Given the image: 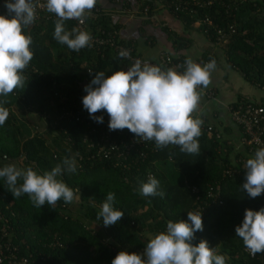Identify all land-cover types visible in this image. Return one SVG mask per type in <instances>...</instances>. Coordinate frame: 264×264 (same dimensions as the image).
Masks as SVG:
<instances>
[{
	"label": "trees",
	"instance_id": "1",
	"mask_svg": "<svg viewBox=\"0 0 264 264\" xmlns=\"http://www.w3.org/2000/svg\"><path fill=\"white\" fill-rule=\"evenodd\" d=\"M135 1L139 12L143 14L146 9L147 17L160 2ZM160 4L186 28L198 23L196 30L211 43L219 44L213 28L203 23L205 19L225 31L228 42L221 48L226 65L245 83L264 91V0H161ZM55 21L42 19L23 30L32 38L29 48L33 58L22 70L23 86L0 97L9 113L0 126V159L15 158L23 168L42 173L64 157L74 156L76 173L64 172L59 179L74 190L78 199L36 207L28 194L13 197L0 179V220H8V239L20 255L44 264H111L119 251L143 253L148 237L164 231L169 220L186 219L188 211H202L203 231L195 233L194 244L206 240L218 254L227 257L226 264L264 263L246 255V247L234 231L245 209L264 207V194L251 198L241 190L244 176H223L227 167L240 165L237 159L242 153L229 157V152L219 150L224 145L201 132L197 138L199 155L182 153L179 146L169 145L149 152L144 160L135 152L92 157L101 144L93 135L96 122L82 112L81 98L86 93L81 83L88 84L95 72L111 74L122 69L121 57L108 47L110 40L133 52L135 49L119 39V25L111 22L97 0L84 20V30L107 40L104 47L70 50L53 38ZM64 25L68 30L76 27L69 20ZM177 43L178 48L184 46ZM177 60L185 61L182 57ZM245 104L264 107V101L238 98L228 108ZM235 127L241 133L240 127ZM123 130L114 138L126 141ZM149 173L159 180L163 198L139 193L140 183L146 182ZM217 186L220 193L215 197ZM210 189L214 190L211 197ZM108 192L115 194L113 206L124 215L116 224L105 227L97 216Z\"/></svg>",
	"mask_w": 264,
	"mask_h": 264
},
{
	"label": "clouds",
	"instance_id": "2",
	"mask_svg": "<svg viewBox=\"0 0 264 264\" xmlns=\"http://www.w3.org/2000/svg\"><path fill=\"white\" fill-rule=\"evenodd\" d=\"M38 2L4 0L6 14H0V97H6L24 84L22 70L32 60L33 52L29 48L32 38L23 30L34 23ZM95 4L96 0H45L47 12L56 16L53 38L76 52L90 46L88 31L79 27L68 30L64 22L75 19L83 24ZM119 55L127 57L129 53L122 50ZM215 67V60L201 65L189 57L184 61V70L177 71L136 59L126 71L95 72L84 86L86 95L81 98L82 107L96 123H103L106 113L110 131L126 128L141 140L154 141L157 149L176 145L182 153L199 155L197 138L201 135L203 120L192 113L197 110L201 96L197 87L209 85ZM3 103L0 100V126L9 115ZM101 111V115H94ZM77 168L74 156L64 157L42 173L32 167L20 169L15 164H7L0 166V179L13 197L28 194L33 205L41 208L46 203L54 206L58 200L66 204L74 200V190L59 177L64 172L75 174ZM244 169L241 190L251 198L264 194V145L246 160ZM138 191L142 196L163 198L165 195L159 180L151 173L146 182L140 183ZM114 200L115 194L108 192L100 207L97 219H102L105 227L116 224L124 215L114 208ZM186 213V219L169 220L164 231L150 235L143 253L119 251L111 264H226V257L217 254L206 240L193 243L195 233L203 231L202 211ZM234 231L251 256L264 253V207L245 209Z\"/></svg>",
	"mask_w": 264,
	"mask_h": 264
},
{
	"label": "crops",
	"instance_id": "3",
	"mask_svg": "<svg viewBox=\"0 0 264 264\" xmlns=\"http://www.w3.org/2000/svg\"><path fill=\"white\" fill-rule=\"evenodd\" d=\"M159 1L152 15L147 17L146 9L143 14L139 12L135 0H97L103 12L110 15L111 22L119 25V39L130 43L135 49V55L143 61L153 63L160 55L184 59L190 57L201 65L211 58L215 60L216 67L207 87L215 89L217 97L215 100H206L201 94L197 110L192 115L199 116L221 130L220 146L224 145L220 147L221 152H229V157H234L236 152L245 154L240 144V132L230 121L228 107L237 102L238 98L261 103L264 101V91L245 83L237 71L226 65L221 46L211 43L199 33L196 30L197 23L186 28L173 14L162 10L161 0ZM175 42L184 46L178 48ZM20 119L25 120L23 115H20ZM9 160L19 163V168L23 169L21 162L15 158L7 157L0 161L4 166V162Z\"/></svg>",
	"mask_w": 264,
	"mask_h": 264
},
{
	"label": "built area",
	"instance_id": "4",
	"mask_svg": "<svg viewBox=\"0 0 264 264\" xmlns=\"http://www.w3.org/2000/svg\"><path fill=\"white\" fill-rule=\"evenodd\" d=\"M214 1V0H213ZM210 3V2H207ZM45 0H39L36 6V18L33 24L39 22L44 19L46 21H52L56 19L55 14L47 12L45 8ZM194 5H198V2H195ZM0 14H6V9L4 7V0H0ZM177 10V8H176ZM69 21L75 22L76 27L84 30V23L79 24V22L75 19H70ZM208 27L213 28L215 33L217 34V43L226 44L228 42V36L225 34V31L215 27L211 21L205 19L203 22ZM198 24V23H197ZM199 25V24H198ZM229 31L233 33L232 28H229ZM104 44H108V41L103 39L102 37L91 35V41L89 47H96L97 49L104 47ZM112 50L119 55L122 50L128 51L129 55L127 57H121L122 69L127 70V67L131 66L136 59H140L135 55V53L131 49H127L123 46L115 45L113 40L109 41V46ZM170 55H160L157 60L152 64L162 66L163 68H174L177 71H183L184 62L177 60ZM143 61L142 59H140ZM86 83V82H85ZM87 84V83H86ZM208 88V87H206ZM202 88L197 87V91H199L206 100H215L217 97V93L215 89L212 88ZM82 112H87L86 110H82ZM88 113V112H87ZM101 112H97L94 115H101ZM104 115L103 123H95L94 126L96 128V132L93 134L96 137L97 144H101L100 148L97 150L96 154L92 156L96 157H104L110 158L111 154L121 153V155H130V152H135L138 157L142 160L146 159L147 154L156 152V147L154 145V141H145L141 140L135 135L130 136L129 130L124 131V134L128 139L126 141L117 140L114 138V134L118 135L117 132L121 130L110 131L108 129V115L106 113ZM194 116V115H193ZM196 117V116H194ZM229 117L231 123H233L238 128L240 127V144L242 149L245 151L243 156L237 159V163L239 166L227 167L223 171V176L227 178H232L235 176H245L244 164L248 158L254 155L256 149H258L261 145H264V107L262 106H253L251 104L239 105L236 108H229ZM201 132L207 135L208 138L214 139L216 141L222 140V132L221 130L215 128L213 125L207 123L203 120V124L201 125ZM261 141V144H257L256 141ZM220 150V149H219ZM240 153V152H238ZM2 160H6L7 156H3ZM213 189H210L209 196H213ZM217 197L220 193V187L217 186L215 188ZM219 204H221L219 202ZM9 225L8 220L1 218L0 220V264H44L45 261H35L28 257L21 256L19 250L14 244L8 239L9 236ZM246 255L250 259L257 258L258 260L264 261V253L260 256H251L247 248L244 250ZM30 257V256H29Z\"/></svg>",
	"mask_w": 264,
	"mask_h": 264
},
{
	"label": "rangeland",
	"instance_id": "5",
	"mask_svg": "<svg viewBox=\"0 0 264 264\" xmlns=\"http://www.w3.org/2000/svg\"><path fill=\"white\" fill-rule=\"evenodd\" d=\"M217 45H220V46H225L224 44H217ZM239 74V73H238ZM240 75V74H239ZM7 164H15L17 168H19V163L17 162H13V160H9V161H6L4 162V165H7ZM75 199H78V197H76ZM75 211V209L73 208V212ZM78 212L82 215V212L78 210ZM249 264H264V263H260L258 261H251L249 262Z\"/></svg>",
	"mask_w": 264,
	"mask_h": 264
},
{
	"label": "water",
	"instance_id": "6",
	"mask_svg": "<svg viewBox=\"0 0 264 264\" xmlns=\"http://www.w3.org/2000/svg\"><path fill=\"white\" fill-rule=\"evenodd\" d=\"M86 85V83L85 82H82L81 83V88H83L84 89V86Z\"/></svg>",
	"mask_w": 264,
	"mask_h": 264
}]
</instances>
